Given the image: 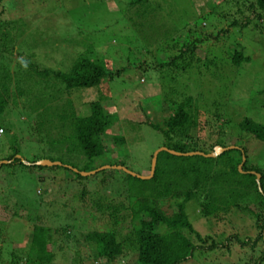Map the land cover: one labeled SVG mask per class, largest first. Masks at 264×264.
Masks as SVG:
<instances>
[{
  "label": "rangeland",
  "instance_id": "obj_1",
  "mask_svg": "<svg viewBox=\"0 0 264 264\" xmlns=\"http://www.w3.org/2000/svg\"><path fill=\"white\" fill-rule=\"evenodd\" d=\"M130 1L0 0V32L7 39L0 41V66L10 75L4 91L7 103L0 113V264L10 262V253L19 258L17 264H24L33 225L57 228L66 224L73 226V238L67 248L60 236L56 245L47 246L56 253L52 264H72L78 250L83 258L79 264H137L136 250L130 248L114 261L94 257L82 236L94 228L113 231L117 242L126 238L131 227L130 205L122 175L113 170L114 179L109 181L107 175L112 176L118 161L138 176L149 174L152 154L163 144L150 124L166 120L172 102L192 98L197 127L191 140L197 148L210 153L216 141L227 147L242 145L246 164L264 168V140L251 138L237 126L244 116L264 126V12L259 19L248 9L250 4L255 8V0H143L132 6ZM245 19L249 20L245 26L231 25L232 21L243 24ZM188 29L206 38L194 52L201 62L191 61L184 71L159 66L189 40ZM173 42L177 47L169 50ZM234 51L244 57L238 65L231 63ZM81 55L102 62L113 76H106L96 87L70 93L60 83L51 87L26 76L28 62L36 70L68 72ZM204 57L213 58L214 65H202ZM57 89L61 90L56 93ZM52 93L58 98L51 99ZM99 99L115 123L101 137L107 152L90 167L75 154L79 150L69 151L72 144L55 138L51 129L74 123L76 116L88 114V105ZM55 106L57 113L63 108V121L54 116ZM116 136L123 141L114 142ZM12 154L23 163L63 161L79 173L103 166L110 169L78 178L75 171L62 167L9 165L6 158ZM85 177L89 178L82 181ZM247 203H240L247 209L231 205L226 212L219 210L216 218L206 219L200 214L198 199L187 201L184 211L191 228L206 241L201 243L186 229L185 235L196 246L210 241L221 245L195 250L179 264H254L260 246L242 247L233 238L234 234L239 239L257 234L254 218L247 211L253 205ZM108 205L120 207L116 225L108 217ZM173 206L172 200L161 204L170 215ZM229 236L232 240L222 246ZM58 245L62 246L59 252Z\"/></svg>",
  "mask_w": 264,
  "mask_h": 264
},
{
  "label": "trees",
  "instance_id": "obj_2",
  "mask_svg": "<svg viewBox=\"0 0 264 264\" xmlns=\"http://www.w3.org/2000/svg\"><path fill=\"white\" fill-rule=\"evenodd\" d=\"M140 1L143 0H131L128 4L132 6L133 4H139ZM255 8L253 4L248 7L260 19L262 17L261 13L264 12V0H255ZM1 12L0 9V14ZM248 21V19H245L243 24L232 21L231 25L245 26ZM187 33L189 40L180 44L178 54L170 56L167 62L159 64V66L166 64L174 70L184 71L191 65V61L196 64L201 62L194 52L197 45L203 43L206 38L204 40L199 38V33L195 34L190 29L187 30ZM211 36L216 37L214 35ZM5 38V33L0 32V41L7 40ZM175 47H177V43L173 42L168 49ZM203 60L202 65H214L213 58L204 57ZM242 60H244V57L240 55V52L234 51L231 63L238 65ZM26 69L29 70L26 73V76L29 77L28 80L33 79L34 76L51 87L55 83H60L61 89L67 93L96 87L106 76H113L111 68H109L110 70L105 69L102 62L90 61L82 55L77 57L68 72L51 71L49 69L36 70L30 62L27 63ZM120 71H122V68L115 72L114 76L118 75ZM51 79L53 82H51ZM9 80L10 75L9 73L7 74V69L4 65H1L0 88H2L3 92H0V113L7 103V94L4 91H6L5 85L8 84ZM61 89L55 90L56 93ZM56 93H52L51 99L58 98ZM100 99L91 102L88 105V114L76 116L74 123L73 121L71 124L70 122L67 124L63 123L59 127L52 126L53 128L51 129L56 132L55 138H60L63 143L69 142L72 144L69 145V151L79 150L80 153L75 154L78 157H83L90 167H93L91 165L93 161L102 160L107 152L103 147L101 137L111 124L115 123L111 115L101 107ZM172 104L169 107L171 112L166 120L150 124L152 129L162 136V146L180 153L192 151L209 153L207 150L197 148L196 143L191 140L192 133L197 127V109L196 107L194 108L192 98L189 96L181 103L172 102ZM55 109L56 113H54V116L63 121V108L60 107L59 110L61 112L58 113L56 106ZM218 117V115H214V118ZM39 124L41 125L42 123ZM237 126L251 138L264 140V126L260 122L244 116ZM113 140L114 142H122L123 138L122 136H116ZM72 146L75 149H72ZM214 146L227 147L221 141H216L209 151H212ZM13 156L12 154L6 158L9 161V165H13L15 162L23 163L19 158L13 159ZM242 156L244 157L243 162ZM246 159V148L242 145H233L232 148L221 152L219 155L207 158L200 155L177 156L166 151H160L156 156L154 171L149 179H139L125 173L121 169L112 168V176L107 175V181L114 179L115 171H119L122 175L120 180L124 185L123 189L130 205L131 227L127 232L126 238L121 240L122 242L116 241V235L113 231L98 232L94 228L82 236L83 241L90 246L94 257H103L106 261H114L124 250L130 248L136 250L137 264H179L190 258L195 250H212L221 245L210 241L206 246H196L185 235L184 229L187 232L194 233L197 240L201 243L206 241V239L200 238L191 228L184 211L187 201L193 197L198 199L200 214L206 219L209 217L216 218L219 210L226 212L231 205L239 210L247 209L240 203L244 202L246 204L248 202L247 205L249 203L253 205V209L247 211L250 217L254 218L253 225L257 229V234L254 238L247 237L245 239H239L234 234L233 238L242 247L249 246L251 249H255L254 247L260 246L259 256L254 260V264H264V168L250 167L246 164ZM35 162L36 160H32L30 163L26 162L23 164L27 167H42L36 165ZM59 163V165L49 167H62L73 171V166H64L63 161ZM115 163L123 166L122 162L118 161ZM239 164H241L240 171L237 169ZM103 170L105 171V169ZM74 173L78 178L81 177L77 170ZM95 173L92 175L96 176ZM256 174L259 176L257 179ZM87 178L89 177H85L82 181ZM100 182L106 183H104L103 179ZM83 194L82 192V196ZM178 199L180 200L176 202ZM170 200L174 204L171 215L166 214L161 208L162 202L165 203ZM105 208L109 209L108 217L113 218L115 225L118 224L121 218V216H118L120 207L108 205ZM72 227L68 224L57 228L33 225L29 246L25 252L24 264H52L56 253L48 250L47 246L49 244L56 245L57 242L55 240H58L57 237L60 236L64 239V247L67 248L68 240L73 238V235L70 234ZM161 228L163 229L161 230ZM229 238L230 236L224 240L225 244L222 246H226ZM56 247L58 252L62 248L61 245ZM79 252V250L76 251V257L72 258L70 263L79 264L78 261L83 259ZM10 257V262L6 264L18 263L17 260L19 258L12 257L11 253Z\"/></svg>",
  "mask_w": 264,
  "mask_h": 264
},
{
  "label": "water",
  "instance_id": "obj_3",
  "mask_svg": "<svg viewBox=\"0 0 264 264\" xmlns=\"http://www.w3.org/2000/svg\"><path fill=\"white\" fill-rule=\"evenodd\" d=\"M232 148V146H229V147H221V146H214L212 151L210 153H202L200 151H192V152H186V153H180V152H175V151H172V150H169L167 149L166 147H160L158 148L153 154H152V158H151V162H150V171H149V174L147 176H138L132 172H130L129 170H127L126 168H124L123 166H114L112 168H116V169H121L122 171H124L125 173L131 175V176H135L139 179H149L152 174H153V171H154V166H155V160H156V156L158 154V152L160 151H166L170 154H173V155H185V156H192V155H200V156H203V157H215L217 155H219L221 152L227 150V149H230ZM244 160V157L242 156V162ZM241 162V163H242ZM36 165H39V166H52V165H59L60 163L59 162H50L49 160H39V161H36L35 162ZM240 167H241V164L238 165V170L240 171ZM106 168H109V166H103V167H100L98 169H96L95 171H90V172H80L79 174L81 176H87V175H92L94 174L95 172L97 171H100V170H103V169H106ZM73 171H76L75 169H73ZM258 174H256V179L258 178Z\"/></svg>",
  "mask_w": 264,
  "mask_h": 264
},
{
  "label": "built area",
  "instance_id": "obj_4",
  "mask_svg": "<svg viewBox=\"0 0 264 264\" xmlns=\"http://www.w3.org/2000/svg\"><path fill=\"white\" fill-rule=\"evenodd\" d=\"M0 132H1V129H0Z\"/></svg>",
  "mask_w": 264,
  "mask_h": 264
},
{
  "label": "clouds",
  "instance_id": "obj_5",
  "mask_svg": "<svg viewBox=\"0 0 264 264\" xmlns=\"http://www.w3.org/2000/svg\"><path fill=\"white\" fill-rule=\"evenodd\" d=\"M26 66V65H25Z\"/></svg>",
  "mask_w": 264,
  "mask_h": 264
}]
</instances>
